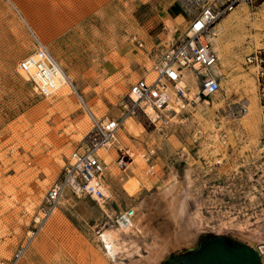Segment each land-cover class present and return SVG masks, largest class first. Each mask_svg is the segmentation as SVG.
I'll use <instances>...</instances> for the list:
<instances>
[{"label":"rangeland","instance_id":"1","mask_svg":"<svg viewBox=\"0 0 264 264\" xmlns=\"http://www.w3.org/2000/svg\"><path fill=\"white\" fill-rule=\"evenodd\" d=\"M182 1L198 12L195 0ZM244 6L253 23L247 27L250 38L238 48L232 35L238 28L228 33L242 63L233 58L220 92L202 97L186 111L163 112L153 119L142 111L126 117L124 106L131 85L152 67L133 37L143 39L142 32L160 15V7L148 0H0V259H11L23 244L47 191L63 178L71 154L84 146L93 126L70 87L45 98L20 71L19 63L38 50L37 40L72 78L98 119L125 121L114 145L115 174L102 177L108 191L105 206L65 193L19 264H116L99 236L123 230L126 226H116L112 219L129 208L136 210L134 221L143 217L163 239H174L175 225L160 196L171 179L180 182V194L201 231L191 245L169 252L159 264L215 236L246 243L237 236L246 232L264 240L260 69L254 73L255 90L245 82L256 66L247 64V57L260 52L264 58V6ZM231 18L233 14L219 23ZM187 79L195 82L191 73ZM206 101L210 104H203ZM245 107L255 115L245 113ZM149 150L155 151L153 174L143 157L140 168L133 164ZM135 182L139 186L130 192Z\"/></svg>","mask_w":264,"mask_h":264},{"label":"built area","instance_id":"2","mask_svg":"<svg viewBox=\"0 0 264 264\" xmlns=\"http://www.w3.org/2000/svg\"><path fill=\"white\" fill-rule=\"evenodd\" d=\"M195 1L199 7L191 24L180 37L172 39L161 50L148 47L145 42L133 37L135 46L145 51L152 60V67L146 76L131 85L129 102L124 106L126 117L135 116L139 111L147 114L146 108L149 107L158 113L176 114L178 111H186L189 107H193L202 97H212L219 93L221 80L214 73V68L219 64L220 59L211 40L216 25L240 5L264 6V0ZM37 45L38 50L21 61L18 67L20 71L30 75L40 94L49 98L63 82L62 70L39 40ZM246 62L256 65L260 69L259 78L264 80V58L261 53L249 55ZM32 68L36 72L33 75ZM189 73L198 87V92L193 97L190 96L191 88L187 79ZM36 78L42 82V86L38 85ZM69 87L79 98L81 97L73 84ZM124 121L121 118L92 119L93 126L84 146L73 151L65 167L63 178L55 182L47 191L34 227L12 258L0 259V264L20 263L29 246L58 210L65 193L71 192L78 198H90L105 206L106 196L101 189V181L106 165L99 157L98 151L115 140V135ZM154 155L153 150L143 155L149 165L148 172L151 174L155 169ZM135 218L136 210L129 208L116 214L112 222L116 226L131 227Z\"/></svg>","mask_w":264,"mask_h":264},{"label":"bare ground","instance_id":"3","mask_svg":"<svg viewBox=\"0 0 264 264\" xmlns=\"http://www.w3.org/2000/svg\"><path fill=\"white\" fill-rule=\"evenodd\" d=\"M244 7H246L244 6V4L240 5L233 13H231L233 14V18L225 19L223 22L218 23L214 29L213 40L215 41V44L217 46V48L215 46L214 48L217 51L220 59L219 64L214 68V73L220 78V80H226L225 75L227 69L230 68L231 64L233 63V58L235 59L238 57L239 61H241L240 63H242V55L240 52L238 53L237 51H234V46L231 44L232 42L228 38V33L230 31H233L235 28H238L237 32L233 31L234 34H232L233 38H235L234 42L236 44V47L241 48V46H244L248 43L247 40L250 37L249 32H247V27L249 24L253 25V23H251L248 10ZM258 29L259 28H256L257 31H259ZM255 40L258 46L262 45L259 43L260 40H258L257 37H255ZM58 65L62 70L61 77L63 78V82L55 91V93H57L58 91L66 90L67 87H69V85L71 84L74 85L72 78L67 75V73L59 63ZM257 68V66H254V68L252 67V71L248 75H246L245 78L247 87L253 88L254 90L257 88L254 79L255 69ZM21 72L25 74L28 79H30L29 74L23 71ZM35 73L36 72L34 68H32L31 74L33 75ZM36 81L38 85L42 86V82L38 78H36ZM189 86L191 88L190 96L193 97V95L197 94L198 87L195 82L193 84H189ZM80 100L82 106L87 111L90 118H97V116L94 114L95 111L93 112L92 108L84 100V98L80 97ZM203 104L209 105L210 103L209 101H206ZM245 108V113H248L249 116L255 115L254 109L250 107ZM146 110L147 114H145V112H142V115H144V117H148L147 115H150L153 119L161 118L160 114L154 111L152 108L149 107L146 108ZM179 112L181 111H178V113ZM167 114L168 113H166V115ZM120 129L121 128L118 129L117 133H119ZM116 141H119L117 134L115 135L114 141L107 145V147L98 151L99 157L103 159V162L106 165L104 174H106L107 172H111L112 176H114L115 174L113 162L115 160V153L117 151V148L114 146ZM130 152L132 153V151ZM132 155L133 157H135V154ZM142 157L143 154H140V156L133 162V164L136 163L138 165V168L141 167ZM138 186L139 184L135 182V185L130 190V192H133V190ZM101 189L105 193V195H108L107 188L104 186V184L101 185ZM180 191V182L178 180L171 179L161 189L160 194L162 199L161 203L165 205L175 225V236L173 235L174 239H163L161 236H159L158 233L156 234L154 231H152V228H149L148 225H145V219L143 220V217H141L140 220L134 221L131 227L126 226L125 228H123V230L118 229L115 234H113L112 232L104 231L99 236L103 244V248L106 250L109 258H111L112 261H114L116 264H159L169 252L179 249L183 246L191 245V243L197 239L198 234L201 231V227L199 221L192 218V216L188 212V202L181 196ZM132 235L134 236V238L132 237ZM129 236L132 238H129ZM237 236H239L240 239L246 241V244L248 243V245L259 249L261 252H264V240L258 235L254 233L242 232L237 234ZM143 249H145V253L142 252ZM127 260L129 262H127Z\"/></svg>","mask_w":264,"mask_h":264},{"label":"water","instance_id":"4","mask_svg":"<svg viewBox=\"0 0 264 264\" xmlns=\"http://www.w3.org/2000/svg\"><path fill=\"white\" fill-rule=\"evenodd\" d=\"M166 264H264V252L244 242H230L222 236L205 240L200 246Z\"/></svg>","mask_w":264,"mask_h":264},{"label":"crops","instance_id":"5","mask_svg":"<svg viewBox=\"0 0 264 264\" xmlns=\"http://www.w3.org/2000/svg\"><path fill=\"white\" fill-rule=\"evenodd\" d=\"M160 7V15L142 32V40L148 47L161 50L171 39L180 37L191 24L194 15L192 9L178 0H148ZM137 37V36H136Z\"/></svg>","mask_w":264,"mask_h":264}]
</instances>
